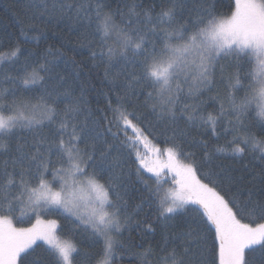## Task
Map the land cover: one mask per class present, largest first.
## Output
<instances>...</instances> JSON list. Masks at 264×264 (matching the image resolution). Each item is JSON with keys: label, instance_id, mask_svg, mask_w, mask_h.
Wrapping results in <instances>:
<instances>
[{"label": "snow or ice", "instance_id": "1", "mask_svg": "<svg viewBox=\"0 0 264 264\" xmlns=\"http://www.w3.org/2000/svg\"><path fill=\"white\" fill-rule=\"evenodd\" d=\"M222 3L150 0L147 7L127 4L126 11L106 10L103 0L24 4L18 22L25 43V26L35 31L38 20L79 25L94 61L91 68L83 67L91 72L104 65V79L122 94L115 104L104 94L106 108L93 113L83 92L77 96L55 71L51 49L42 59L29 53L22 63L19 41L0 51V66L9 65L0 67V74L10 85L0 90V157H7L0 160V264H46L44 257L33 256L37 241L47 245V264H116L128 248L139 249L134 253L138 264H264V0H232L227 12L219 9ZM120 60L123 66L113 76L111 68ZM120 76L122 84L117 83ZM217 78L226 82L227 93L213 97L218 109L204 110L201 97L212 91ZM25 93H35L37 102ZM141 95L149 115L136 110ZM150 117L167 145H153L152 161L137 148L140 143L148 148ZM46 124L56 126L51 136L41 131ZM121 133V143L135 153L145 199L158 208L165 230L159 251L131 235L122 239L125 231L131 233L134 217L124 196V162L113 156L118 149L108 139L118 140ZM209 134H230L228 148L215 152L250 155L259 161V171L245 165L237 176L215 163L205 138ZM179 140L201 148V159ZM142 170L151 176L145 179ZM168 173L171 182L164 178ZM29 214L36 215L34 225L15 226L14 220L23 223ZM41 214L65 215L76 231L82 229L89 247L99 246V251L81 254L75 243L57 236L58 221H42ZM178 215L180 231L169 232ZM147 230L155 231L151 224Z\"/></svg>", "mask_w": 264, "mask_h": 264}, {"label": "trees", "instance_id": "2", "mask_svg": "<svg viewBox=\"0 0 264 264\" xmlns=\"http://www.w3.org/2000/svg\"><path fill=\"white\" fill-rule=\"evenodd\" d=\"M28 2L29 0H0V51L6 50L9 47L10 43L14 44L19 41V46L23 53V55L19 57V63H22L25 57L29 55V53L33 54L32 58L42 59L48 49H51L55 54L54 58L57 62L55 71L59 72L65 77L68 85L74 90L77 96H79L80 93L83 92L84 98L87 101L88 109L95 113L97 108H106L107 101L104 94H107V96L112 100L113 104H115L117 94H122V92L119 88L114 90L113 86L104 79L105 66L101 65L98 68H92L91 72H89L88 68L83 67V65H88L89 68H91L94 61L90 58L89 48L84 46V44L82 43V29L79 28V25L72 22L57 23L55 21L52 23H43L38 20L35 23V31L31 30L30 25L25 26L28 42H24L25 37L20 35L18 16L24 4ZM103 2L106 6V10L111 9L112 11H116L117 8L122 11H126V5L133 2L143 4L145 7L149 6L150 4V0H103ZM231 2L232 0H224V3L218 5V7L222 12H227L228 9L226 5ZM19 18H22V16H19ZM129 55H131V53H129ZM49 59H53V57H49ZM19 63L16 65L17 67L19 66ZM95 63H98V61H96ZM123 63L124 62L120 60L119 63L114 64V66L111 68L113 76H115L116 73L121 70ZM0 67L9 68V65L4 64ZM132 70L133 69L131 68V66H129L128 71ZM12 74L15 75L14 72ZM123 79L124 77L120 76L117 83L122 84ZM9 87L10 85L4 81L3 75L0 74V90ZM227 90L228 89L226 82L221 83L219 78H217L212 91H205L201 97V99L204 101V103L201 105L202 109L207 111H214V109H218L219 101L213 99V97L219 96L222 99L223 97H225ZM242 94V92L238 93V95ZM34 96L35 93H25V98L32 99V103L37 102L36 99H33ZM144 99L145 97L141 95L139 97V100L135 101V104L137 105L136 110L138 112L144 113L145 115H149L151 110L150 108H146L144 106ZM187 102L191 103L190 100ZM61 107H63V105H61ZM4 114L8 115L7 112H5ZM84 115H87V112H85ZM83 118L84 117L81 116L80 120L83 121ZM151 119L153 122V127L151 129L152 134L148 136V139L150 141L148 148L146 149L143 143L137 145L140 154L144 155L145 157L150 155L153 145L160 148H164L167 146L165 144L166 137L164 135H161L160 126L156 124L154 118ZM146 125L147 122L145 121V124L141 126ZM179 126L182 128L185 127V121L180 120ZM55 127V125L46 124V126H44L41 131L44 135L51 136ZM189 130L191 132V136L196 137L197 140L200 139V136L195 129L190 128ZM145 134L147 135L148 133L146 132ZM128 135H133L131 129H129ZM168 135H171V132H168ZM205 138L208 140L209 148L215 155L214 162L217 164L222 163L225 168L233 170L234 175H240L241 170L245 165H248L249 168L255 167L256 171H259V161L253 160L250 155H245L241 158L232 156L228 151L215 152V149L217 147H223L225 149L228 148L227 142L232 138L230 134L227 136L221 134L219 138L212 137L209 134ZM108 139L109 142L115 144L118 149V152H113V156L119 155L124 162L122 179L127 188L124 196L128 201L129 212L132 213L134 217L131 233L125 231L123 233L122 239L128 240L129 235H131V237L134 238L137 243L142 242L144 244V247H147L149 244H151L153 248H156L157 251H159V247L163 246V237L165 234V230L162 227L161 221L158 219L159 212L157 205L154 202L147 201L145 199L148 193L136 174L138 162L133 163V161L136 159L135 153L132 152L126 145L121 143V141L125 139L122 133L120 134V138L118 140L114 141L110 136L108 137ZM178 142L182 143L185 151L195 152V158L197 160L201 159L203 154V150L201 148L192 145L186 140H179ZM6 158V156L0 157V160ZM216 170L218 171L219 169ZM142 175L145 179L151 176L150 173L144 172L143 170ZM106 178L107 177L105 176V179ZM164 178L171 182L166 177ZM201 178L203 179L202 176ZM204 182L207 183L208 181L205 179ZM149 183H152V181L150 180ZM165 187H171V183L165 185ZM217 190L220 189L218 188ZM137 204L141 205V208L139 210H135V206ZM191 207L194 206L190 205L189 208ZM16 215H20L19 211H17ZM40 218L46 221L53 219L57 220V236L62 241L68 240L75 243L80 249L81 254L85 252L92 254L99 251V246L89 247L90 241L86 238L85 234H82V229L76 231L74 229V225L70 223L69 219L66 218L65 215L41 214ZM136 221L140 222L139 225L136 224ZM181 221L182 217L179 215L176 216L171 221V224L174 227L169 229L168 231H175L178 233L181 228ZM35 222L36 215L34 214H29L28 216L24 217L23 223L14 220V224L16 226L24 228L34 225ZM244 222H249V219L246 217L244 219ZM148 224H151L155 231H148ZM141 237H143V240H141ZM177 244H179V241H177ZM172 246L173 245L169 243L168 247L171 248ZM33 248L35 249L33 256L40 255L44 257L47 264V260L50 259L48 253L45 251L47 245L44 242H38L33 246ZM137 251H139V249H125L123 255H119L116 257V264H138V258L134 255V253H136ZM29 258L31 259L32 257ZM96 258L98 259L99 257ZM93 264H95V261H93Z\"/></svg>", "mask_w": 264, "mask_h": 264}, {"label": "rangeland", "instance_id": "3", "mask_svg": "<svg viewBox=\"0 0 264 264\" xmlns=\"http://www.w3.org/2000/svg\"><path fill=\"white\" fill-rule=\"evenodd\" d=\"M146 159H148L149 161H152V160H155L156 159V155H155V153L154 152H152L151 151V153H150V155H148L147 157H146ZM167 179H169L170 181L172 180V174L171 173H168L166 176H165ZM172 186V185H171ZM42 221H46V220H43L42 218H40ZM36 223V222H35ZM16 226V225H15ZM16 227H18V226H16ZM31 227V226H30ZM22 228H24V227H22ZM27 228H29V227H27ZM57 234V233H56ZM38 242H43V241H37L36 243H38ZM34 246V245H33Z\"/></svg>", "mask_w": 264, "mask_h": 264}]
</instances>
